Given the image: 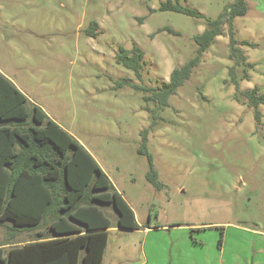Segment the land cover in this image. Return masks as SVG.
Listing matches in <instances>:
<instances>
[{
	"label": "rangeland",
	"instance_id": "obj_1",
	"mask_svg": "<svg viewBox=\"0 0 264 264\" xmlns=\"http://www.w3.org/2000/svg\"><path fill=\"white\" fill-rule=\"evenodd\" d=\"M165 1L0 0V71L84 147L134 211L140 227L128 229L117 226L112 204L101 206L113 222L102 264H264V104L257 122L236 98L227 25L149 132L162 188L146 177L149 162L138 152L151 123L144 92L117 82H167L195 56L207 19L234 0H180L203 18L159 10ZM258 9L234 23L238 40L257 44L241 45L255 65L239 67L249 74L240 89L264 92ZM93 20L98 34L89 36ZM133 44L145 53L141 80L115 59L120 45Z\"/></svg>",
	"mask_w": 264,
	"mask_h": 264
},
{
	"label": "trees",
	"instance_id": "obj_2",
	"mask_svg": "<svg viewBox=\"0 0 264 264\" xmlns=\"http://www.w3.org/2000/svg\"><path fill=\"white\" fill-rule=\"evenodd\" d=\"M159 10L204 17L182 5L180 0L162 2ZM247 12V0H234L217 18L207 19L204 31L194 36L195 56L175 67L167 82L150 87L127 77L118 80L120 87L129 85L144 92L151 123L141 131L138 152L148 159L146 177L156 189L162 188V182L148 147L149 132L158 125L160 112L170 105V97L191 77L217 37L223 35L225 25L228 26L229 58L234 62L229 75L236 87V98L245 99L254 109L256 121L261 122L259 106L264 104V92L258 86L241 90L239 84L240 80L249 78L247 70L243 76L239 75V67L255 65L248 62L241 45L256 47L257 44L236 38L234 20ZM98 27V21L93 20L86 29L87 35L96 36ZM165 30L178 34L171 27L159 29ZM115 59L142 79L146 61L138 45L133 44L130 49L120 45ZM106 204H112L118 212V227L139 229L134 211L94 158L0 72V227L6 229L0 243V264H101L109 229L113 226L101 207ZM21 231L33 232V240L5 246L11 245Z\"/></svg>",
	"mask_w": 264,
	"mask_h": 264
},
{
	"label": "crops",
	"instance_id": "obj_3",
	"mask_svg": "<svg viewBox=\"0 0 264 264\" xmlns=\"http://www.w3.org/2000/svg\"><path fill=\"white\" fill-rule=\"evenodd\" d=\"M261 0H247V3H248V12H247V14L251 11V9L252 8H255V9H258L259 8V6H260V2ZM257 12H259V13H264V12H262V11H260L259 9L257 10ZM246 14V15H247ZM251 42V41H250ZM1 72V71H0ZM2 73V72H1ZM3 74V73H2ZM20 91H21V89L19 88V87H17ZM22 92V91H21ZM23 93V92H22ZM24 94V93H23ZM26 96H27V98H28V100L31 102V104H34V105H37V106H39V107H41L42 109H43V111L49 116V114L47 113V111H46V109L39 103V102H37L36 100H34V99H32L31 97H29L27 94H25ZM50 117V116H49ZM51 118V117H50ZM113 183V182H112ZM114 185V184H113ZM115 186V185H114ZM135 214V213H134ZM135 217H136V215H135ZM137 220V219H136ZM4 228V227H3ZM110 230V229H109ZM5 233H6V229H5V232H4V234L3 235H5ZM23 233H32L31 234V236L30 235H28L27 237H25V236H22V234ZM33 238H34V233L33 232H29V231H21V232H19L16 236H14V238L12 239V241L11 242H13L11 245L10 244H7V245H5V246H7V247H10V246H13V245H23V244H26V243H29V242H31L32 240H33ZM2 242V241H1ZM0 242V243H1ZM106 252V251H105ZM104 257H105V255H104ZM103 262H104V259H103ZM102 262V263H103ZM101 263V264H102Z\"/></svg>",
	"mask_w": 264,
	"mask_h": 264
}]
</instances>
